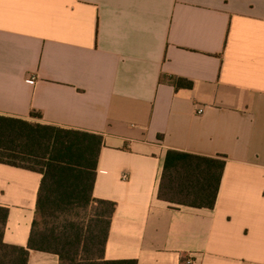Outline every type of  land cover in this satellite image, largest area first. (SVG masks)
I'll return each instance as SVG.
<instances>
[{
	"label": "crops",
	"instance_id": "obj_1",
	"mask_svg": "<svg viewBox=\"0 0 264 264\" xmlns=\"http://www.w3.org/2000/svg\"><path fill=\"white\" fill-rule=\"evenodd\" d=\"M0 115L103 137L105 260L264 264V0H0ZM171 150L226 158L213 210L158 199ZM41 179L0 164L5 244L27 248Z\"/></svg>",
	"mask_w": 264,
	"mask_h": 264
},
{
	"label": "trees",
	"instance_id": "obj_2",
	"mask_svg": "<svg viewBox=\"0 0 264 264\" xmlns=\"http://www.w3.org/2000/svg\"><path fill=\"white\" fill-rule=\"evenodd\" d=\"M102 146L97 134L0 115V164L42 176L27 248L3 242L9 210L0 206V264H27L30 251L59 264H137L105 260L116 204L93 196ZM225 167L224 156L168 151L158 199L213 210Z\"/></svg>",
	"mask_w": 264,
	"mask_h": 264
},
{
	"label": "built area",
	"instance_id": "obj_3",
	"mask_svg": "<svg viewBox=\"0 0 264 264\" xmlns=\"http://www.w3.org/2000/svg\"><path fill=\"white\" fill-rule=\"evenodd\" d=\"M27 82H28V84H30V85H35V84H36V78H35V77H31ZM204 110H205L204 107H198L197 110H196L197 115H202V114H204ZM124 179H125V178H124ZM185 263H186V264H192V260H191V259H188V260H186Z\"/></svg>",
	"mask_w": 264,
	"mask_h": 264
}]
</instances>
